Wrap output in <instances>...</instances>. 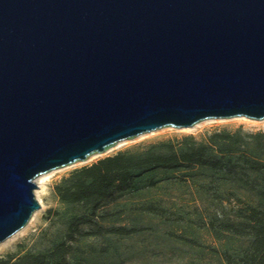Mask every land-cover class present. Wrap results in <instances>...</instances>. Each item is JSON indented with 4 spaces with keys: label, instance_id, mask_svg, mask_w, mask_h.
Listing matches in <instances>:
<instances>
[{
    "label": "water",
    "instance_id": "95a60500",
    "mask_svg": "<svg viewBox=\"0 0 264 264\" xmlns=\"http://www.w3.org/2000/svg\"><path fill=\"white\" fill-rule=\"evenodd\" d=\"M235 116L264 119V0H0V242L38 175Z\"/></svg>",
    "mask_w": 264,
    "mask_h": 264
},
{
    "label": "rangeland",
    "instance_id": "374dc122",
    "mask_svg": "<svg viewBox=\"0 0 264 264\" xmlns=\"http://www.w3.org/2000/svg\"><path fill=\"white\" fill-rule=\"evenodd\" d=\"M239 126L264 131V119L235 116L201 120L190 127H162L124 139L85 161L45 172L35 181L40 207L25 226L3 240L0 256L50 255L61 245L62 252L49 256L48 264H229L225 254L239 258L245 239L225 224L241 220L240 207L264 209V168L242 165L239 153L218 170L188 164L135 171L128 184L100 200L65 202L53 186L71 169L140 142L179 140L183 134L199 141L214 128ZM257 158L264 162V157ZM117 226L134 231H105ZM98 229L102 232L96 233Z\"/></svg>",
    "mask_w": 264,
    "mask_h": 264
},
{
    "label": "trees",
    "instance_id": "16d2710c",
    "mask_svg": "<svg viewBox=\"0 0 264 264\" xmlns=\"http://www.w3.org/2000/svg\"><path fill=\"white\" fill-rule=\"evenodd\" d=\"M175 139V140H173ZM167 138L119 149L112 154L98 157L94 161L75 167L53 186L58 197L65 202L75 203L104 199L115 188L128 184L135 171L153 167L173 168L181 165H207L218 170L228 167L230 156L239 153L237 160L252 170L264 168V131L242 130L236 127L214 128L197 141L192 134L178 138ZM229 167V172H231ZM264 195V192H262ZM238 222H228L225 228L245 239L239 258L233 260L225 254L229 264H264V209L255 206L240 207ZM127 234L133 228L117 226L105 230ZM98 229L96 233H101ZM57 246L50 255L26 253L17 257L0 256V264H48V257L60 254Z\"/></svg>",
    "mask_w": 264,
    "mask_h": 264
},
{
    "label": "bare ground",
    "instance_id": "6f19581e",
    "mask_svg": "<svg viewBox=\"0 0 264 264\" xmlns=\"http://www.w3.org/2000/svg\"><path fill=\"white\" fill-rule=\"evenodd\" d=\"M206 120V119H205ZM122 141V140H121ZM121 141H119L117 144H119ZM47 173H42L40 175H38L36 178H35V181H39L40 178H43ZM3 241L0 242V244L2 243Z\"/></svg>",
    "mask_w": 264,
    "mask_h": 264
}]
</instances>
